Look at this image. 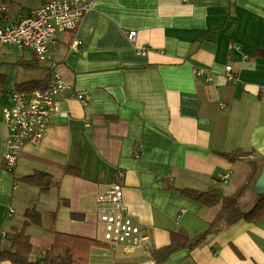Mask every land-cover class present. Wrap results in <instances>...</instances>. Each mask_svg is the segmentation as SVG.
Wrapping results in <instances>:
<instances>
[{
	"label": "crops",
	"instance_id": "crops-1",
	"mask_svg": "<svg viewBox=\"0 0 264 264\" xmlns=\"http://www.w3.org/2000/svg\"><path fill=\"white\" fill-rule=\"evenodd\" d=\"M4 1L15 21L42 0ZM90 1L77 28L51 47L55 71L68 85L60 110L40 141L21 147L12 173L3 161L9 130L2 108L17 84L50 71L47 61L28 66L36 57L29 49L0 46V235L20 228L25 210L35 208L41 224L25 229L30 261L58 231L81 238L73 251L86 252L88 264H156L150 250L168 245L170 232L183 228L195 237L222 208H208L181 188L216 187L251 206L243 197L255 176L249 162L264 160V55L253 56L264 52V0ZM235 149L252 154L234 162L219 154ZM37 170L52 174L48 192L14 180ZM222 172L230 173L225 184L216 180ZM115 180L149 238L129 253L104 242L98 219L97 194ZM161 264H264V217H241Z\"/></svg>",
	"mask_w": 264,
	"mask_h": 264
},
{
	"label": "built area",
	"instance_id": "built-area-1",
	"mask_svg": "<svg viewBox=\"0 0 264 264\" xmlns=\"http://www.w3.org/2000/svg\"><path fill=\"white\" fill-rule=\"evenodd\" d=\"M91 5L90 0H42L39 7L27 12H19L11 21L9 9L0 0V46L10 45L19 49H29L41 61L49 63V76L46 86L32 91L12 89L10 104L2 108V117L8 127L7 150L3 154L5 167L13 169L21 147L29 142L40 141L49 127L51 117L59 112V97L66 95L68 85L55 71L56 61L51 47L58 37L74 31ZM135 30L127 33L134 40ZM73 40L71 46L77 45ZM229 80L235 75L231 66H225ZM81 103L85 99L76 94ZM222 107V105H221ZM229 172L216 175L219 183H227ZM98 219L102 224L104 242L111 247H121L129 253L148 241V236L132 220L123 203V185L112 181L108 187L97 194ZM11 212V211H9Z\"/></svg>",
	"mask_w": 264,
	"mask_h": 264
},
{
	"label": "trees",
	"instance_id": "trees-1",
	"mask_svg": "<svg viewBox=\"0 0 264 264\" xmlns=\"http://www.w3.org/2000/svg\"><path fill=\"white\" fill-rule=\"evenodd\" d=\"M264 52L260 49L255 50L253 56H263ZM40 60L35 57L31 59L28 66L37 67ZM47 78L39 80H30L16 85L17 90L32 91L34 89H41L46 86ZM229 161H236L243 157L252 154V151H242L235 149L230 152L219 153ZM251 166L254 168L255 175L258 171L257 162L252 161ZM74 176H79L78 169L66 168ZM11 173L13 169L9 170ZM254 177V176H253ZM52 174L44 171H34L22 177L14 178L15 182H21L26 185L35 186L40 192H48L52 185ZM253 179V178H252ZM249 185V184H248ZM180 192L191 199H194L204 206L211 208L218 204L222 208L218 211L215 217L208 223L207 228L195 237H190L187 231L183 228L177 231L170 232V242L168 245L150 250V256L156 264H161L173 252L187 248L192 250L208 242L209 238L231 225L239 218H244L249 223H256L264 217V195L253 205L249 210L243 211L241 209L239 194L234 196H226L221 189L216 187H208L200 190L196 188L185 187L181 188ZM80 218L79 215H75ZM24 222L20 228H12L9 231H3L0 235V262L9 261L12 264H88V257L86 252L77 253L73 251L76 241L81 240L80 237L70 235L65 232L54 231L53 242L49 249L45 250L43 256L35 261L29 260L31 252L30 237L25 229L30 224L40 225L41 214L35 208H28L24 212ZM84 243L89 241L83 240ZM93 243V241H90ZM91 244L83 245L87 250Z\"/></svg>",
	"mask_w": 264,
	"mask_h": 264
},
{
	"label": "water",
	"instance_id": "water-1",
	"mask_svg": "<svg viewBox=\"0 0 264 264\" xmlns=\"http://www.w3.org/2000/svg\"><path fill=\"white\" fill-rule=\"evenodd\" d=\"M264 195V160L259 163L258 171L244 191V197L252 205L253 197L257 201ZM255 205V204H254Z\"/></svg>",
	"mask_w": 264,
	"mask_h": 264
},
{
	"label": "rangeland",
	"instance_id": "rangeland-1",
	"mask_svg": "<svg viewBox=\"0 0 264 264\" xmlns=\"http://www.w3.org/2000/svg\"><path fill=\"white\" fill-rule=\"evenodd\" d=\"M6 46H7V45H2L3 48H5ZM11 47H13V46H11ZM13 51H15V50H13ZM40 73H41V72H40ZM243 197H244V196H243ZM244 199H245V197H244ZM244 201H245V200L242 199V200H240V203H241V205L243 206L242 209H243L244 211H247V210H249V209H250V208H251V207L257 202V199H256L255 197H253V200H252V202H251L252 205H251V206H246V207H245V205H244V204H245Z\"/></svg>",
	"mask_w": 264,
	"mask_h": 264
}]
</instances>
